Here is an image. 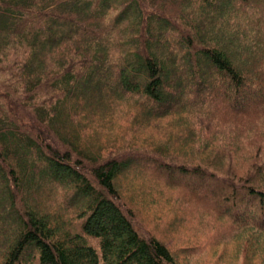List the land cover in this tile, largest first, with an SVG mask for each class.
Segmentation results:
<instances>
[{"label":"trees","instance_id":"16d2710c","mask_svg":"<svg viewBox=\"0 0 264 264\" xmlns=\"http://www.w3.org/2000/svg\"><path fill=\"white\" fill-rule=\"evenodd\" d=\"M249 1L0 0V264H178L124 200L119 178L134 162L212 200L235 255L264 262L261 125L223 134L194 115L221 104L264 119V83L229 49L244 37L230 20ZM116 101L178 118V151L82 146L80 117L101 120Z\"/></svg>","mask_w":264,"mask_h":264},{"label":"rangeland","instance_id":"374dc122","mask_svg":"<svg viewBox=\"0 0 264 264\" xmlns=\"http://www.w3.org/2000/svg\"><path fill=\"white\" fill-rule=\"evenodd\" d=\"M236 8L237 17L230 20L232 25L228 30L239 35V30L243 28L244 37L239 36V46L231 44L229 49L238 52V60L247 69H251L250 82L264 83V55L257 58L259 53L255 51L264 50V0H250L246 5H237ZM258 34H262V37L257 38ZM245 44L251 45V48L247 50L244 48ZM251 51L254 53L253 60L257 59L249 67L246 58H252ZM256 99L259 101L257 106L259 104L264 107V95L257 96ZM116 102L105 109H98V113L103 116L101 120L94 114L91 118L89 115L80 117L81 126L78 128H81L79 141L82 146H90L93 150L102 152L117 148L158 151L175 148L172 152L178 151L176 148L180 146L179 138L185 134L178 118H146L132 103ZM210 109L213 110H197L194 115H207L213 125L223 123V134L228 132L227 124L240 129L249 126L250 122L261 125L257 144L264 149L263 117L259 120H253L252 117H232L226 115L221 104H215ZM250 110L253 114L259 111ZM227 117L235 120L229 121ZM256 147H253L245 164L256 162V155H259ZM198 156L196 154V159ZM162 177L156 169L134 162L132 168L124 171L119 178L120 190L126 203L134 210L137 227L163 242L178 264H264L255 257L248 260L249 257L245 259L241 255H235L233 243L226 238L228 233L223 234L232 225L230 227L227 223V218L216 215L212 200H202L180 186L166 183ZM52 195L50 204L60 199L59 193ZM54 205L55 203L51 205L52 210ZM69 214L67 212L63 217L68 218Z\"/></svg>","mask_w":264,"mask_h":264}]
</instances>
